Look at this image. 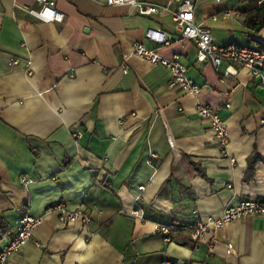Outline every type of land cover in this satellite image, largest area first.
Instances as JSON below:
<instances>
[{"label":"crops","instance_id":"obj_1","mask_svg":"<svg viewBox=\"0 0 264 264\" xmlns=\"http://www.w3.org/2000/svg\"><path fill=\"white\" fill-rule=\"evenodd\" d=\"M54 1L60 22L29 14L36 0H0V248L21 218L42 217L8 264H264V215L197 240L191 232L196 216L264 200V86L236 64L224 76L226 62L197 61L168 0H140L161 6L149 15L106 0ZM200 1L195 19L217 44L264 45V28L242 23L246 1ZM147 28L172 38L159 53L179 56L197 95L169 88V68L131 55L134 41L156 46ZM198 104L227 127L225 152ZM57 201L91 221L62 224L46 210Z\"/></svg>","mask_w":264,"mask_h":264},{"label":"built area","instance_id":"obj_2","mask_svg":"<svg viewBox=\"0 0 264 264\" xmlns=\"http://www.w3.org/2000/svg\"><path fill=\"white\" fill-rule=\"evenodd\" d=\"M39 3L37 8L27 9V12L42 21H62L63 12L56 8L54 0H36ZM219 2L220 0H216ZM233 1V0H229ZM264 0H257L261 3ZM108 4L114 5H134L137 7L139 14L149 15L156 13L160 9V5L141 2L140 0H106ZM174 4L176 7L172 11V20L174 28L178 36L183 39L191 40L196 48V60L199 62H210L215 70L218 69L222 62H226L227 66L223 72L224 76L236 74L234 64L246 68L250 74L257 79L258 83L264 86V47H250L240 45L235 42L217 44L211 31L197 22L195 19V0H168V5ZM223 15L229 17L237 14L235 10H223ZM145 38L154 42L155 47L149 48L141 41L132 43L131 55L141 57L152 64H160L169 68L170 77L167 82L169 88H178L183 92L197 95L201 90V86L187 76V67L180 61L178 55L171 58L164 57L159 53V47L167 45L172 41L169 34L162 29L147 28L144 32ZM127 59V56H125ZM11 67H16L19 60L14 57L8 59ZM25 68L30 73V62H25ZM126 72V66H123ZM197 110L203 120L210 123L213 137L217 144L225 152L228 141L227 127L223 123L218 113L207 105L198 104ZM74 136H79V132H74ZM21 182L27 184L30 179L26 176L21 177ZM46 210L57 214L59 221L67 225L76 220H80L83 224L91 221L90 214L82 209L69 210L62 201L51 203ZM142 217V214H137ZM264 215V200L260 199H244L235 205L228 206L218 216H207L206 218L195 217L191 226L192 237L200 239L209 227L215 229L221 228L225 223L235 221L249 216ZM41 216L26 215L21 218L16 226L15 233L11 238L3 242L0 248V264H8L9 258L21 250L23 244L30 238L32 231L41 223ZM157 230L164 233L169 232V226L164 224L157 225ZM169 240V237H165Z\"/></svg>","mask_w":264,"mask_h":264},{"label":"trees","instance_id":"obj_3","mask_svg":"<svg viewBox=\"0 0 264 264\" xmlns=\"http://www.w3.org/2000/svg\"><path fill=\"white\" fill-rule=\"evenodd\" d=\"M246 3L242 6V12L245 13V17L242 21L243 25L254 32L260 31L264 28V1L257 3V0H242ZM264 47V45H261ZM258 156L253 154L249 157V171L254 169V165L258 160Z\"/></svg>","mask_w":264,"mask_h":264},{"label":"rangeland","instance_id":"obj_4","mask_svg":"<svg viewBox=\"0 0 264 264\" xmlns=\"http://www.w3.org/2000/svg\"><path fill=\"white\" fill-rule=\"evenodd\" d=\"M233 1H234V0H233ZM200 2H201V1L198 0V2H197V4H196V8H197V9H200ZM254 43H255V42H252L251 45H253ZM6 240H7V239H3L2 242L6 241Z\"/></svg>","mask_w":264,"mask_h":264}]
</instances>
